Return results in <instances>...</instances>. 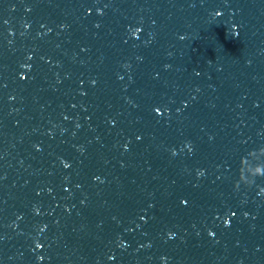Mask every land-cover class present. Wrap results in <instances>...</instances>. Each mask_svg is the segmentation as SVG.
Here are the masks:
<instances>
[{"label":"water","instance_id":"obj_1","mask_svg":"<svg viewBox=\"0 0 264 264\" xmlns=\"http://www.w3.org/2000/svg\"><path fill=\"white\" fill-rule=\"evenodd\" d=\"M103 1L115 0H0V20L49 9Z\"/></svg>","mask_w":264,"mask_h":264}]
</instances>
